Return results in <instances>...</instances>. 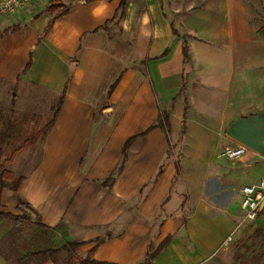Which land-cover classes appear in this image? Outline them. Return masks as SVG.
<instances>
[{
	"label": "crops",
	"instance_id": "crops-1",
	"mask_svg": "<svg viewBox=\"0 0 264 264\" xmlns=\"http://www.w3.org/2000/svg\"><path fill=\"white\" fill-rule=\"evenodd\" d=\"M120 1L65 0L47 33L52 0L0 16V33L17 26L0 37V139L7 117L17 135L36 131L63 98L7 167L23 183L1 193L14 219L0 217V264H77L90 250L137 264L166 240L150 264H264V212L245 222L240 209L262 177L238 180L264 161V0ZM19 201L37 219L15 220ZM68 242L72 255H33Z\"/></svg>",
	"mask_w": 264,
	"mask_h": 264
},
{
	"label": "trees",
	"instance_id": "trees-1",
	"mask_svg": "<svg viewBox=\"0 0 264 264\" xmlns=\"http://www.w3.org/2000/svg\"><path fill=\"white\" fill-rule=\"evenodd\" d=\"M127 1L128 0H121L120 1V4L118 6V11L119 10L120 11L125 10L126 5H127ZM45 11L51 15V19H50V21H49V23H48V25L44 31V33H47L52 28V26L56 20L60 19L61 17L65 16L68 13L69 6H68V4L65 3V0H52V2L46 7ZM116 16H117V13L115 14V17ZM16 28H17V26L8 28L4 32L0 33V37L3 36L4 34H7L11 31L15 30ZM183 55H184V58L186 59L187 58L186 46L183 47ZM61 99H63V98H61ZM61 99H60V102H61ZM60 102H58L55 110H53V114H52L51 119L47 123H45L40 129H38V130L32 132L30 135L26 136L21 141V143L13 151H11L9 154L7 153L5 158L2 160L4 145L7 142H9L10 137L12 135V128H13L12 127V124H13L12 120H10L7 117V131H6L5 136L2 134V139H0V204H1V193H2V190L4 188H9L12 191L17 192L23 183V178H18V179L14 178L12 172H10V170L7 168L8 165L12 162L13 158L19 152H21L27 146L35 143L36 141H38L39 139H41L45 136V134L48 132V130L52 126V124L56 118V115L58 113V110L60 109V105H61ZM0 112H2V111H0ZM164 119H166L165 116H164ZM159 121H158L159 124H161V121H163V120L160 119ZM155 126L156 125H154V127ZM4 137H6V138H4ZM18 207L23 210V215L20 216V218H15V220L19 219V221H22V220H27L28 218H31V217H35V219H37V215L35 214V212L26 203L19 201ZM2 216L12 217L14 219V216L0 212V217H2ZM106 238L109 239L110 235L106 234ZM104 240H105V238L104 239L102 238L101 240H99L98 243H102V242H104ZM166 244H167V240L161 242L155 251L148 253L146 255L145 259L142 262L137 263V264H150L157 257L159 252L166 246ZM79 245L80 244L76 243V242H68V243L64 244L63 246H61L57 249H51V250L48 249V250L37 252L33 255L39 256V257L54 258L61 251L67 252V253L72 255L77 250ZM91 255H92V250H90L88 252L87 259H85L83 261H78L77 264H108V263H104V262H98V261H95V260L89 258V256H91Z\"/></svg>",
	"mask_w": 264,
	"mask_h": 264
},
{
	"label": "built area",
	"instance_id": "built-area-1",
	"mask_svg": "<svg viewBox=\"0 0 264 264\" xmlns=\"http://www.w3.org/2000/svg\"><path fill=\"white\" fill-rule=\"evenodd\" d=\"M37 0H0V16L13 17L16 14H24L31 10ZM245 149L243 146L237 148H227L224 155L231 161H235L243 156ZM241 200L240 209L243 212L245 222H253L264 209L261 208L264 202V179H260L256 184L244 185L240 189Z\"/></svg>",
	"mask_w": 264,
	"mask_h": 264
},
{
	"label": "rangeland",
	"instance_id": "rangeland-1",
	"mask_svg": "<svg viewBox=\"0 0 264 264\" xmlns=\"http://www.w3.org/2000/svg\"><path fill=\"white\" fill-rule=\"evenodd\" d=\"M178 2V4L180 5V2H188L189 4L191 0H175ZM196 1V0H195ZM196 3H199L198 1H196ZM184 4V3H183ZM144 4L143 2H140L138 4V7L140 8V10H142V7L144 8ZM185 7V5H184ZM184 14V11L182 12ZM122 16V15H121ZM123 18L121 19V17L118 19V21H122ZM138 22L137 18H134V24L136 25V23ZM18 118H21L20 116H18ZM18 128V126H17ZM20 128V132L16 133L15 129H13L12 131V139L9 141L8 143V147L6 149V152H8V154L13 151L20 143L21 141L28 135H30L33 131L34 128L33 127H29L27 126L26 128ZM260 177L264 178V161H259L256 162L255 164H251L249 167L244 168V170L240 171L238 180L240 181V184H249V183H253L254 181H256L257 179H259ZM264 212V209L262 210V212L260 211V214ZM259 214V215H260ZM45 244H42L40 246V248H48V247H54V246H58V243H51V242H44Z\"/></svg>",
	"mask_w": 264,
	"mask_h": 264
},
{
	"label": "water",
	"instance_id": "water-1",
	"mask_svg": "<svg viewBox=\"0 0 264 264\" xmlns=\"http://www.w3.org/2000/svg\"><path fill=\"white\" fill-rule=\"evenodd\" d=\"M263 205H264V202H262V204H261V208H262Z\"/></svg>",
	"mask_w": 264,
	"mask_h": 264
}]
</instances>
